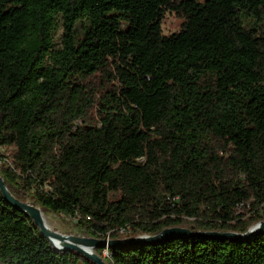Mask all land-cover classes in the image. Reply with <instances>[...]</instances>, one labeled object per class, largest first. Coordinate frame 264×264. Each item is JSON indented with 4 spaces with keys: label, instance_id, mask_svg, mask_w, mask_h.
I'll return each instance as SVG.
<instances>
[{
    "label": "trees",
    "instance_id": "trees-1",
    "mask_svg": "<svg viewBox=\"0 0 264 264\" xmlns=\"http://www.w3.org/2000/svg\"><path fill=\"white\" fill-rule=\"evenodd\" d=\"M168 11L183 19L172 34ZM0 148L11 194L86 237L247 232L264 220V0H0ZM94 250L264 264V232ZM0 264L96 263L0 189Z\"/></svg>",
    "mask_w": 264,
    "mask_h": 264
},
{
    "label": "water",
    "instance_id": "water-1",
    "mask_svg": "<svg viewBox=\"0 0 264 264\" xmlns=\"http://www.w3.org/2000/svg\"><path fill=\"white\" fill-rule=\"evenodd\" d=\"M0 189L4 196L17 208L27 212L35 224L40 228L41 232L53 243L58 249H73L91 258L96 264H107L94 248L96 246H113V245H131L135 243H151L164 240L171 236H185L193 238L196 236L203 237H227L247 239L253 235L264 232V220L251 226L247 232H231V231H196L188 227H172L162 230L156 235H141L137 237L124 238L120 240H98L86 236L67 235L60 233L48 227L42 217V209L31 202H22L16 199L9 191L6 182L0 174Z\"/></svg>",
    "mask_w": 264,
    "mask_h": 264
},
{
    "label": "rangeland",
    "instance_id": "rangeland-1",
    "mask_svg": "<svg viewBox=\"0 0 264 264\" xmlns=\"http://www.w3.org/2000/svg\"><path fill=\"white\" fill-rule=\"evenodd\" d=\"M183 19L179 17L176 13L168 11L165 16L164 23L162 25L164 34H172L181 28ZM60 35V33H59ZM60 43V40L58 41ZM101 78L96 77L94 79H91V84L95 87L99 88V92L101 90ZM98 92L97 99H99L101 96ZM95 112V110H94ZM93 109L90 111V115L88 118L94 115ZM7 156L8 161L11 163V156H12V149L11 148H0V169L2 168V160L3 156ZM47 215L50 216V223L53 230H56L60 233L67 234V235H79V236H85L83 235L79 230L75 228L73 225L72 220L70 217L66 216H59L52 213H47ZM95 251V250H94ZM104 256H108L107 251H104Z\"/></svg>",
    "mask_w": 264,
    "mask_h": 264
},
{
    "label": "bare ground",
    "instance_id": "bare-ground-1",
    "mask_svg": "<svg viewBox=\"0 0 264 264\" xmlns=\"http://www.w3.org/2000/svg\"><path fill=\"white\" fill-rule=\"evenodd\" d=\"M42 217H43V220L46 223V225L48 227L52 228L51 223H50V219H51L50 216L47 215L44 211H42ZM105 251H107V250H105ZM107 253H108V251H107Z\"/></svg>",
    "mask_w": 264,
    "mask_h": 264
}]
</instances>
